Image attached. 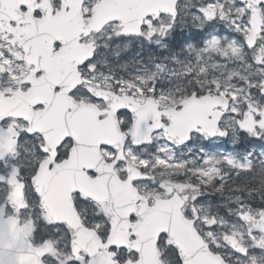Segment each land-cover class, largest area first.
I'll return each instance as SVG.
<instances>
[{"label":"snow or ice","instance_id":"1","mask_svg":"<svg viewBox=\"0 0 264 264\" xmlns=\"http://www.w3.org/2000/svg\"><path fill=\"white\" fill-rule=\"evenodd\" d=\"M0 264H264V0H0Z\"/></svg>","mask_w":264,"mask_h":264}]
</instances>
